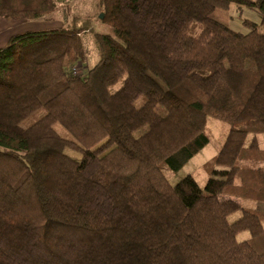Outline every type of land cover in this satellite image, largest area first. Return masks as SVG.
I'll return each instance as SVG.
<instances>
[{"label": "trees", "instance_id": "obj_1", "mask_svg": "<svg viewBox=\"0 0 264 264\" xmlns=\"http://www.w3.org/2000/svg\"><path fill=\"white\" fill-rule=\"evenodd\" d=\"M67 1L0 0V17ZM232 3L264 23V0H96L0 45V264H264V210L239 200L264 203V32L218 20ZM208 115L231 127L205 187L172 184Z\"/></svg>", "mask_w": 264, "mask_h": 264}, {"label": "rangeland", "instance_id": "obj_2", "mask_svg": "<svg viewBox=\"0 0 264 264\" xmlns=\"http://www.w3.org/2000/svg\"><path fill=\"white\" fill-rule=\"evenodd\" d=\"M96 0H68L66 5L61 6L57 12L54 14L47 16L46 18H41L39 20H13L6 17H0V19H8L12 23L15 22L14 27L9 30L12 32L23 31V29L27 28H43V27H52L61 25L64 20H68L73 15L80 14H93L96 11L95 8ZM262 14L259 9L255 7H241L238 8L236 4H230L229 10L227 12H219L216 14V18L218 20L225 23L232 30L245 33L250 30V26H248L244 20H252L256 22V26L258 31L264 32V23H261ZM10 23V25L12 24ZM95 29L99 32L108 33L111 31V28L106 24L103 25L100 22H95ZM2 45V43H0ZM95 61V57L90 56L86 63L77 64L76 73H83L88 67L92 66ZM41 112H37V114L31 116L26 123H30L35 118L40 116ZM206 127L210 133L209 142L200 149L193 157H191L187 163H185L179 170L172 173L169 176V181L172 184L178 182L181 178L190 175L195 181L202 187H205L206 181L209 177V173L204 168V164L215 156L223 144L226 134L231 127V123L222 121L218 118L208 115L206 117ZM258 143L259 146L264 150V134L258 135ZM70 156L74 158H79V153L73 152L71 150H66ZM226 198V196H222L219 198ZM241 205L244 207L256 208L260 210H264L263 202H252L251 199H239ZM242 211L239 209L234 211L231 215L228 216L229 221H233L241 215ZM250 237L248 231H243L238 233L236 238L237 240H242Z\"/></svg>", "mask_w": 264, "mask_h": 264}, {"label": "crops", "instance_id": "obj_3", "mask_svg": "<svg viewBox=\"0 0 264 264\" xmlns=\"http://www.w3.org/2000/svg\"><path fill=\"white\" fill-rule=\"evenodd\" d=\"M10 23L12 22L8 19H0V43H2V45L7 41L8 37L14 33V32L10 33L9 30H11L14 27L15 22L13 21L11 25Z\"/></svg>", "mask_w": 264, "mask_h": 264}, {"label": "water", "instance_id": "obj_4", "mask_svg": "<svg viewBox=\"0 0 264 264\" xmlns=\"http://www.w3.org/2000/svg\"><path fill=\"white\" fill-rule=\"evenodd\" d=\"M100 17H102V14H100Z\"/></svg>", "mask_w": 264, "mask_h": 264}]
</instances>
